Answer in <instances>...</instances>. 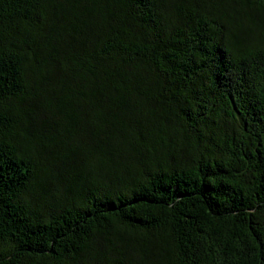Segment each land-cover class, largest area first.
Wrapping results in <instances>:
<instances>
[{
  "label": "trees",
  "instance_id": "1",
  "mask_svg": "<svg viewBox=\"0 0 264 264\" xmlns=\"http://www.w3.org/2000/svg\"><path fill=\"white\" fill-rule=\"evenodd\" d=\"M0 264H264V0H0Z\"/></svg>",
  "mask_w": 264,
  "mask_h": 264
}]
</instances>
